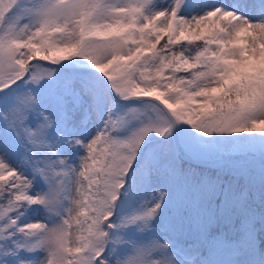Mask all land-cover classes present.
<instances>
[{"label":"snow or ice","instance_id":"snow-or-ice-1","mask_svg":"<svg viewBox=\"0 0 264 264\" xmlns=\"http://www.w3.org/2000/svg\"><path fill=\"white\" fill-rule=\"evenodd\" d=\"M0 264H264V0H0Z\"/></svg>","mask_w":264,"mask_h":264},{"label":"rangeland","instance_id":"rangeland-1","mask_svg":"<svg viewBox=\"0 0 264 264\" xmlns=\"http://www.w3.org/2000/svg\"><path fill=\"white\" fill-rule=\"evenodd\" d=\"M207 2L210 4L213 2V0H207ZM216 3H220L222 2V0H215ZM223 2H227V3H231V0H223ZM116 111H120V106L117 105L116 106Z\"/></svg>","mask_w":264,"mask_h":264}]
</instances>
